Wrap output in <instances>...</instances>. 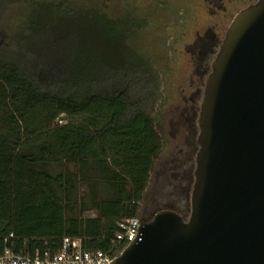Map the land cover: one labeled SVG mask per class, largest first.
Masks as SVG:
<instances>
[{
    "label": "trees",
    "instance_id": "obj_1",
    "mask_svg": "<svg viewBox=\"0 0 264 264\" xmlns=\"http://www.w3.org/2000/svg\"><path fill=\"white\" fill-rule=\"evenodd\" d=\"M12 2L30 6L31 31L47 14L55 29L34 67L20 40L12 49L0 39V254L58 249L65 237L109 250L119 220L138 217L162 151L143 106L154 78L127 42L140 21L69 0ZM84 186L97 217L83 215Z\"/></svg>",
    "mask_w": 264,
    "mask_h": 264
},
{
    "label": "water",
    "instance_id": "obj_2",
    "mask_svg": "<svg viewBox=\"0 0 264 264\" xmlns=\"http://www.w3.org/2000/svg\"><path fill=\"white\" fill-rule=\"evenodd\" d=\"M198 126L189 217L157 212L110 264H264V0L227 28Z\"/></svg>",
    "mask_w": 264,
    "mask_h": 264
},
{
    "label": "rangeland",
    "instance_id": "obj_3",
    "mask_svg": "<svg viewBox=\"0 0 264 264\" xmlns=\"http://www.w3.org/2000/svg\"><path fill=\"white\" fill-rule=\"evenodd\" d=\"M69 1L88 12L99 9L111 18L129 15L140 21V28L127 42L143 57L154 78L143 106L161 138L162 151L149 175L138 217L152 219L161 210L176 209L188 218L205 80L234 16L257 0ZM51 18L44 15L42 24L31 31L30 6L0 0V39L12 49L20 40L22 50L31 52L29 60L34 67L42 46L50 45L54 36L55 25H48ZM76 20L70 15L67 26ZM84 27L87 29L86 23ZM1 47H5L2 43L0 51H4ZM85 190L81 187L80 195Z\"/></svg>",
    "mask_w": 264,
    "mask_h": 264
},
{
    "label": "built area",
    "instance_id": "obj_4",
    "mask_svg": "<svg viewBox=\"0 0 264 264\" xmlns=\"http://www.w3.org/2000/svg\"><path fill=\"white\" fill-rule=\"evenodd\" d=\"M142 220L137 216L119 220V229L109 250H89L81 237H65L58 249L15 250L6 246L0 254V264H110L138 235ZM13 237V234L10 235Z\"/></svg>",
    "mask_w": 264,
    "mask_h": 264
},
{
    "label": "crops",
    "instance_id": "obj_5",
    "mask_svg": "<svg viewBox=\"0 0 264 264\" xmlns=\"http://www.w3.org/2000/svg\"><path fill=\"white\" fill-rule=\"evenodd\" d=\"M86 190L82 193L83 196L87 197L86 199V204H87V211H85V213L83 214L85 217H97L98 216V211L96 209H94L93 207H91L92 201L89 202V198H88V193H89V189L85 186ZM80 195V194H79ZM77 214H78V209H77Z\"/></svg>",
    "mask_w": 264,
    "mask_h": 264
},
{
    "label": "flooded vegetation",
    "instance_id": "obj_6",
    "mask_svg": "<svg viewBox=\"0 0 264 264\" xmlns=\"http://www.w3.org/2000/svg\"><path fill=\"white\" fill-rule=\"evenodd\" d=\"M146 211H147V209L143 210V213L145 214ZM143 218H146V216L144 215Z\"/></svg>",
    "mask_w": 264,
    "mask_h": 264
}]
</instances>
